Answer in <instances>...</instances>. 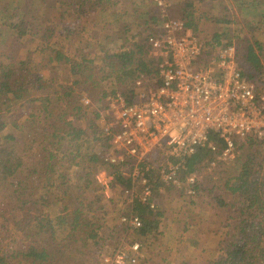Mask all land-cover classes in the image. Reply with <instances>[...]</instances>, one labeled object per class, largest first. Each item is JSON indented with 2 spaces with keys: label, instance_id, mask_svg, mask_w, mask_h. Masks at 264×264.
Wrapping results in <instances>:
<instances>
[{
  "label": "rangeland",
  "instance_id": "1",
  "mask_svg": "<svg viewBox=\"0 0 264 264\" xmlns=\"http://www.w3.org/2000/svg\"><path fill=\"white\" fill-rule=\"evenodd\" d=\"M96 1L99 5L95 6ZM170 1L172 8H169V15L181 18L183 13L191 14L192 26H197L195 30L204 41L214 40V34L220 33V41L223 43L230 41L233 44L246 37L251 41H261L264 49V21L258 20L260 26L255 29L246 28L242 17L250 18L253 24L255 15L253 17L250 11L249 16L245 12L242 16L233 0ZM186 2L191 5L182 8L181 5ZM156 14L157 8L152 0H0V77L3 67L8 66L15 74L27 78L29 90L34 97L40 94L50 97L48 113L36 108L30 109L32 114L30 110H15L14 113L18 123L23 124L24 131L17 129L16 136L30 147L33 157L38 152L41 156L44 154L40 152L42 146L38 144L39 141L49 147L46 134L40 129H49L47 123L50 119L61 112H69L74 106H80L81 112H85L80 119L73 120L74 123L81 129L94 125L95 131L99 132L102 122L99 116L95 119L93 113L101 111L106 104L102 92H122L125 86L123 82H129V76L123 78L122 82L117 80V76L123 73L117 55L132 49L134 53L128 59L136 63L145 59L146 46L141 45V40L155 23L151 17ZM17 17L28 22L32 30L24 38L11 33L10 22ZM227 30H230L228 35L225 34ZM237 36L240 38L237 39ZM52 48L80 62L81 68L96 66V70L102 69L104 76H110L104 80L92 77L86 82L73 84L72 80L81 81V77H69L67 65L60 67L49 61L48 53L52 52ZM79 54L85 60L80 59L77 56ZM261 55L264 56V51ZM261 58L263 65L260 76L254 79L259 85L258 89L264 91V58ZM39 86L43 88L39 90ZM65 91L70 93L68 101L63 96ZM67 118L71 117L64 116V122ZM215 144L216 150L211 151L213 154L199 166L197 173L193 172L196 185L201 187V194L198 192L192 198L186 195L184 178H181L180 184L166 186L157 192V208L163 214L157 217L159 222L156 229L148 233H141V229H129L119 221L121 214H127L130 209L124 203L120 191V183L124 181L121 174V182L115 176L110 190L105 194L93 178L96 179L101 171L114 172V169L99 160L91 163L93 167L89 166V160L83 164L82 155L90 152L100 154L102 143L87 139L79 144L80 150L70 144L72 150H77L74 158L70 155L72 152L68 153L69 156L66 154L61 157L58 151L53 161L59 163L56 165L58 171L68 172L69 181L56 188L48 186L41 189L48 190L47 197L51 202L48 211L51 217L62 211L66 224L56 230L53 237L50 232L33 237L34 241L37 240L34 246L42 243L50 251L47 263L21 261L19 264H109L104 261V256L111 255L118 247L130 241H138L142 246V258L136 264H208L218 256L220 248L229 240L232 228L228 219L231 211L217 206L211 193L207 192L214 191L213 195H217L226 181L233 183L239 167L232 160L222 159L220 152L223 146ZM63 149L66 150V147ZM243 153L241 150V155ZM32 156H29V160L35 163ZM87 167L95 177L92 178L90 172L88 177L79 180L78 176L84 174ZM54 178H57L56 174ZM221 194L224 195V192ZM95 196L98 197L96 200ZM88 201L91 202L89 205ZM79 206L82 209L80 216L91 221L92 226H79L77 230H72L71 211ZM13 217L10 215L8 219ZM11 227L10 224L9 229ZM92 228H96L94 239L87 237ZM55 229L54 226L52 230ZM33 231L38 233L35 228ZM6 235L8 237H5L2 245L12 246L14 243L11 238L19 236V233L8 230ZM0 255L5 257V264H17L18 258H7L5 252Z\"/></svg>",
  "mask_w": 264,
  "mask_h": 264
},
{
  "label": "built area",
  "instance_id": "2",
  "mask_svg": "<svg viewBox=\"0 0 264 264\" xmlns=\"http://www.w3.org/2000/svg\"><path fill=\"white\" fill-rule=\"evenodd\" d=\"M152 2L159 20L146 36L154 73L138 71L131 100L116 90L97 111L99 131L109 138L103 160L114 172L101 171L95 181L105 194L115 176L128 181L119 187L130 209L119 221L129 229L142 227L135 203L156 209L155 194L181 178L186 195L198 194L186 161L199 148L216 150L211 135L222 141L224 160L235 157L238 139L264 143V91L243 74L234 44L204 41L169 15L170 0ZM141 249V243L130 241L104 261L136 264Z\"/></svg>",
  "mask_w": 264,
  "mask_h": 264
},
{
  "label": "trees",
  "instance_id": "3",
  "mask_svg": "<svg viewBox=\"0 0 264 264\" xmlns=\"http://www.w3.org/2000/svg\"><path fill=\"white\" fill-rule=\"evenodd\" d=\"M235 4L239 11L242 10L247 16H249V12L251 11L253 17L255 15L257 18V22L255 20L252 24L250 18H244L243 16L242 20L246 28L255 29V27L257 28L260 26V23H258L260 20L264 21V12H261L259 9L258 11L256 10L257 6H264V0H236ZM96 5H99L98 1H96L95 6ZM190 5L191 3L186 2L183 3L181 7L185 8V6ZM171 6L170 8H172ZM191 16V14L183 13L180 19L183 18L182 20L184 21L187 31L198 36L195 30L197 26H192ZM151 18L153 22L159 20L158 9L157 14L153 15ZM144 22L147 24V21L144 20ZM28 24L29 23L23 21L22 18L17 17V19L10 22L11 33L20 38L26 37L28 33L31 34L32 32ZM228 31L230 30L225 32L226 35H228ZM148 33L149 30L147 34ZM146 35L141 40V45L146 46V51L144 52L145 59L142 58L138 60L137 63L128 59L129 56L134 53L132 49H128L117 55L123 68V73L117 76V80L122 82L123 78L125 79L126 76H129V82H123L125 86L122 88V90L125 91H122V94L127 101L131 100L135 79L138 77L137 72L142 71L148 73L150 76L154 73V60L149 55ZM220 36V33L214 34L213 39L215 42H221ZM233 36H235V33ZM47 38H49L48 35ZM236 38L239 39L240 37L237 36ZM214 40L208 39L206 41L212 42ZM260 42L261 41H251L250 38L245 37L233 43L236 48V58L243 74L249 80L255 81L257 88H259V85L254 78H256L257 75L260 76L263 65L261 57L264 58V56L261 55L264 49ZM228 44H231V42L229 41ZM48 54L49 61L55 62L60 67L67 65L69 77H81V81L77 79L72 80L73 84L86 82L92 79V77H99L104 80L106 77L110 76V74L104 76V73L102 74V69L96 70V66L90 67L89 69L81 68L82 64L80 62L65 56L64 53L58 49L55 50L52 48V52ZM80 55L81 54L77 56L85 60ZM1 74L0 254L5 252L7 258H18L16 260L17 264L21 261L47 263L50 258V251H48L46 245L42 243L34 246L33 244H36L37 240L34 241L33 237L48 232H50L51 237H53L56 230L62 228L66 222L62 215V211H59L54 217H51L52 215H50V211H48L49 204L51 203L49 201V196L47 197L48 190H43L41 188L48 186H55L56 188L69 181L68 172L63 173L58 171L56 165L59 163L53 160L57 156L58 151L61 157L72 152L70 155L74 158L76 156L75 152L80 150L79 144L84 140L90 139L95 143H102L103 149L100 154L93 152L84 153L81 157L83 158V164L84 162L87 163V160L90 161L89 166L91 167H93L92 164L98 160L106 164L103 160V156L109 147V138L103 136L100 131L97 133L94 125H90L83 129L79 128L73 120L80 119V117L85 115V112H81L80 109L82 108H80V106H74L69 112H61L50 119L47 123L49 129L45 127L40 129V131L46 134L45 138L48 140L49 147L41 144L42 142L39 141L38 144L42 146L40 152L44 154L41 156L38 152V154L33 157L32 153H30V147L25 144V142H21L16 136L17 129L22 130L23 124L18 123L14 113L15 110H22L24 112V110H34L35 108L48 113L47 105L50 102V97L47 94H40L34 97L29 90V81L27 78L21 74H15L8 66L3 67ZM121 82L120 84L122 85ZM42 88L43 87L39 86V90ZM114 92L115 91L102 92V95L105 97L108 93ZM63 96H65L66 101H68L70 93L65 91ZM30 114H32V111ZM49 115L52 117V113ZM68 115L71 118H67L64 122V116ZM93 115L95 119L99 116L97 111L94 112ZM89 130L91 132L87 133ZM22 132L24 133L23 130ZM49 137H51V140H49ZM210 140L223 146L222 141L215 135H211ZM235 142V157L232 159V163L234 162L236 165L239 164V167L238 173L233 177V183L226 181L224 183V188L219 190L220 192L216 193L217 195H213L214 191L212 192L209 190L207 192L209 194L211 193L212 199L216 202L217 206L224 207L231 211L228 219L231 221L230 227L232 228L229 240L220 248L218 256L208 262V264H264V143L252 138L238 139ZM70 144L75 146L77 150H72ZM65 147L66 150L63 149ZM241 150L244 151L242 155ZM87 154H89V158ZM212 154L211 150L207 147L199 148L196 153L187 158L186 165L188 171L197 173L199 166ZM30 155L32 159L35 160V163H31L32 160H29ZM67 156H69V154ZM87 171L79 175L78 179L81 180L86 176L88 177L91 170ZM91 173L92 178L95 177V175H93L94 173ZM55 174L57 178H54ZM117 179L118 182H121L119 176H117ZM93 180L95 179L93 178ZM123 180V182L128 183L125 179ZM168 186L172 187L176 185ZM194 188L197 190V193L201 191L199 185L194 184ZM184 189H187V187H184ZM39 190H41L40 193ZM223 192L224 195L221 194ZM203 193L206 192L203 191ZM97 198L98 197L95 196L94 200ZM116 202L117 201H113V203ZM90 203L91 202L88 201L87 204L89 205ZM79 207L80 208L71 211L73 214V220L70 223L72 230H77L79 226L84 228L92 226L91 221L80 216V211H82V209L81 206ZM158 209L159 208L152 210L139 203L134 204L133 210L142 219V227L140 228L141 233H148L150 230L156 229L157 223L159 222L157 217L163 214V211H159ZM64 210H66L65 207ZM10 215L14 217L8 219ZM10 224L12 225L11 229H9ZM54 226L56 227L55 231L52 230ZM33 228H35L38 233H35ZM8 230L19 233V236L11 238L14 243L12 246L2 245L5 237H8L6 235ZM87 237L94 239L96 237V228L90 229ZM5 262V257L0 255V264H5Z\"/></svg>",
  "mask_w": 264,
  "mask_h": 264
},
{
  "label": "crops",
  "instance_id": "4",
  "mask_svg": "<svg viewBox=\"0 0 264 264\" xmlns=\"http://www.w3.org/2000/svg\"><path fill=\"white\" fill-rule=\"evenodd\" d=\"M234 2L236 1V0H233ZM232 2V1H231ZM237 6V5H236ZM238 9V8H237ZM258 9L261 11V12H264V6H257V8H256V10L258 11ZM239 10V9H238ZM242 13H243V11L242 10H240V14L242 15ZM243 16V15H242ZM254 18H256V16L254 17ZM257 19V18H256ZM255 19V20H256Z\"/></svg>",
  "mask_w": 264,
  "mask_h": 264
}]
</instances>
